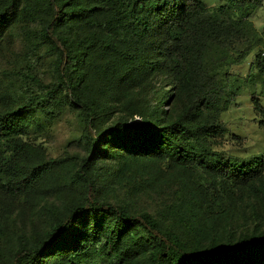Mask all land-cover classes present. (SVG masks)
Masks as SVG:
<instances>
[{
	"label": "trees",
	"instance_id": "obj_1",
	"mask_svg": "<svg viewBox=\"0 0 264 264\" xmlns=\"http://www.w3.org/2000/svg\"><path fill=\"white\" fill-rule=\"evenodd\" d=\"M221 1L0 0V40L27 29L53 65L11 73L37 91L0 107V264H264V158L216 149L249 82L232 69L255 53L264 74V0ZM66 106L81 152L50 158L25 137ZM18 203L34 220L13 233Z\"/></svg>",
	"mask_w": 264,
	"mask_h": 264
},
{
	"label": "rangeland",
	"instance_id": "obj_2",
	"mask_svg": "<svg viewBox=\"0 0 264 264\" xmlns=\"http://www.w3.org/2000/svg\"><path fill=\"white\" fill-rule=\"evenodd\" d=\"M204 2L208 7H217L222 4L221 0H204ZM253 22L257 29L264 34V13H258ZM28 32L27 29L16 28L0 40L1 108L17 105L37 91V87L32 81L11 76V73L33 74L45 83L51 81L52 59L44 49L37 52L33 50V43L27 37ZM262 52H264V47ZM254 54L242 66L232 69L235 76L243 79L248 78L249 82L232 106L221 115L222 123L227 126V133L216 139L217 150L230 155L241 163L264 158V127L260 126V118L254 111L252 102L255 93L256 98L264 105V74L261 75L257 71L251 70ZM186 93L185 86L177 90V94L181 98V100L179 99L181 104H178L177 107L184 105ZM155 98V96H151L150 109L152 112L156 110ZM35 120L36 124L31 128L25 140L41 147L48 157L57 159L74 156L81 152L80 140L84 134V124L78 111L66 106L56 111L53 118H48L42 112L37 111ZM143 203L148 204L151 208L154 207L153 201L143 199ZM7 205L10 204L3 202L1 208ZM24 207L23 203H18L16 205V208H19L18 212L12 214L8 220L13 233L31 227V222L34 220L33 215H27V212L23 210Z\"/></svg>",
	"mask_w": 264,
	"mask_h": 264
},
{
	"label": "built area",
	"instance_id": "obj_3",
	"mask_svg": "<svg viewBox=\"0 0 264 264\" xmlns=\"http://www.w3.org/2000/svg\"><path fill=\"white\" fill-rule=\"evenodd\" d=\"M262 57H263V59H264V53H262Z\"/></svg>",
	"mask_w": 264,
	"mask_h": 264
}]
</instances>
